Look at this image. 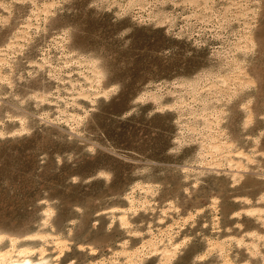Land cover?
<instances>
[{
    "label": "rangeland",
    "instance_id": "374dc122",
    "mask_svg": "<svg viewBox=\"0 0 264 264\" xmlns=\"http://www.w3.org/2000/svg\"><path fill=\"white\" fill-rule=\"evenodd\" d=\"M35 233L264 264V0H0V245Z\"/></svg>",
    "mask_w": 264,
    "mask_h": 264
},
{
    "label": "bare ground",
    "instance_id": "6f19581e",
    "mask_svg": "<svg viewBox=\"0 0 264 264\" xmlns=\"http://www.w3.org/2000/svg\"><path fill=\"white\" fill-rule=\"evenodd\" d=\"M93 79L95 81H97L98 80V76L93 74ZM89 86H91V85H89ZM217 148H219V147H217ZM258 214H259V211H258ZM123 218H124V216H123ZM123 222H124V220H123ZM168 232H169V230H168ZM167 234H169V233H167ZM34 235H37L39 237V241L36 244H34V243H32V244H30V243L27 244L26 243L25 244L24 242H23V244H21L22 241H21V243H19L16 240V238H14V237H9L7 239V242L5 240L6 244L0 245V264H54V263H52V261L57 259V255L58 254L62 253V251L64 249L63 247L65 246L64 242L61 241L60 238H54V237L53 238H49V237H52V236H49L48 234L35 233ZM5 238H6V236H5ZM150 238H152V237H150ZM160 238H161V236H160ZM35 239H37V238H35ZM169 239H170L169 236H167L165 240L169 241ZM259 239H260V237L257 236V241ZM0 240H1V236H0ZM162 240H164V239H162ZM162 240L159 239V240L156 241V240H152V239L149 240L148 239V241L146 242L148 249L147 248L146 249L149 250V251L150 250H153V251L157 250V248H159L158 243L162 242ZM50 243H52L51 247H49ZM145 246H146V244H145ZM254 246H257V243H255ZM142 247H144V246H142ZM164 247H165V245H164ZM164 247H161V248H164ZM141 249L142 248H140V250ZM140 250H139V252L142 251V250L141 251ZM174 250H176V246L173 247L172 251H174ZM172 251L164 250L163 252L162 251L161 252H162L163 256L167 259V258H169L170 255H172L171 254ZM122 253H123V251H122ZM125 253H124V255H126ZM134 254L135 253L132 252V253H129V255L125 256V258H126L125 259L126 260L125 264H131L130 263L132 261L131 257ZM136 256H137V253H136ZM59 257H60V255H59Z\"/></svg>",
    "mask_w": 264,
    "mask_h": 264
}]
</instances>
